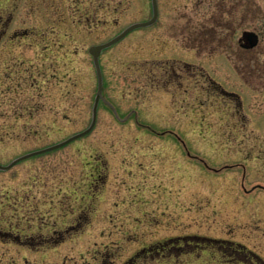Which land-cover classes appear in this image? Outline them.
<instances>
[{"label":"rangeland","instance_id":"1","mask_svg":"<svg viewBox=\"0 0 264 264\" xmlns=\"http://www.w3.org/2000/svg\"><path fill=\"white\" fill-rule=\"evenodd\" d=\"M157 5L102 51L92 131L0 170V264H264V0ZM151 18L0 0V164L87 129L88 49Z\"/></svg>","mask_w":264,"mask_h":264},{"label":"water","instance_id":"2","mask_svg":"<svg viewBox=\"0 0 264 264\" xmlns=\"http://www.w3.org/2000/svg\"><path fill=\"white\" fill-rule=\"evenodd\" d=\"M151 5H152V18L150 20L145 21V22H140V23H134V24L128 26L127 28H125L121 33H119L117 36H115L111 40H109L103 44L95 45V46H92L89 48V53L92 56L93 65L95 67V72H96V76H97V90H96V95L94 98V104H93V109H92V121H91L90 126L87 129H85L84 131L77 133L75 135H72V136L68 137L67 139H65V140H63V141H61L55 145L46 147V148L38 150V151H33V152L25 154V155H22V156L18 157L17 159L13 160L7 166L0 165V170H7L11 166H13V165H15V164H17L23 160H26L30 157L61 148L65 145L71 143L72 141L77 140V139L87 135L88 133H90L92 131V129L94 128L95 122H96L97 106H98L99 100L101 98V92H102V86H103V79H102V72H101L100 63H99V56L104 49L114 45L115 43L120 41L122 38H124L131 31H133L137 28H142V27H147V26L152 25L156 21L157 16H158L157 0H151ZM242 38L246 43L244 45L246 48H253L258 43V37L253 32H244L242 34Z\"/></svg>","mask_w":264,"mask_h":264},{"label":"flooded vegetation","instance_id":"3","mask_svg":"<svg viewBox=\"0 0 264 264\" xmlns=\"http://www.w3.org/2000/svg\"><path fill=\"white\" fill-rule=\"evenodd\" d=\"M241 44H244L243 42ZM173 73V71L171 70V74ZM170 74V75H171ZM169 76V75H168ZM204 240L209 241V239H205V238H201V237H193V241L192 243L194 244V246H199V244H201L200 242H203ZM194 241H196L194 243ZM204 244V243H203ZM231 249V248H230Z\"/></svg>","mask_w":264,"mask_h":264}]
</instances>
